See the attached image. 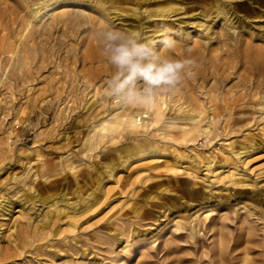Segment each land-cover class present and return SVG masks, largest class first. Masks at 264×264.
<instances>
[{
	"label": "rangeland",
	"instance_id": "374dc122",
	"mask_svg": "<svg viewBox=\"0 0 264 264\" xmlns=\"http://www.w3.org/2000/svg\"><path fill=\"white\" fill-rule=\"evenodd\" d=\"M218 1L0 0V201L13 207L0 215V264H264V212L220 204L264 196V81L241 59L264 46V0L205 14ZM105 25L156 40L169 29L192 76L152 110L106 97ZM55 206L69 217L39 228Z\"/></svg>",
	"mask_w": 264,
	"mask_h": 264
},
{
	"label": "clouds",
	"instance_id": "9594fccd",
	"mask_svg": "<svg viewBox=\"0 0 264 264\" xmlns=\"http://www.w3.org/2000/svg\"><path fill=\"white\" fill-rule=\"evenodd\" d=\"M169 31L163 29L159 40L108 25L97 31L102 55L114 69L105 81L106 97L121 105L152 110L159 95L174 92L192 76L196 60L173 55L178 41Z\"/></svg>",
	"mask_w": 264,
	"mask_h": 264
},
{
	"label": "bare ground",
	"instance_id": "6f19581e",
	"mask_svg": "<svg viewBox=\"0 0 264 264\" xmlns=\"http://www.w3.org/2000/svg\"><path fill=\"white\" fill-rule=\"evenodd\" d=\"M47 1H49V0H42V2H47ZM67 1V0H66ZM5 4V3H4ZM229 5V3L228 2H226L225 0L223 1H218V2H214V3H212V4H209L208 5V8H207V11H206V13L205 14H209V15H211V13H213L214 11H217L216 13H219V14H222L223 16H227V14H229V16H231V13H234V10L231 8V6H228ZM3 6V5H2ZM19 9V8H18ZM8 10V9H7ZM16 10H17V6H16ZM15 10V11H16ZM14 11V10H13ZM40 12H41V8L39 9V11H37V13H34V19L35 18H39V15H40ZM17 13V12H16ZM21 14H23V13H21ZM3 15V14H2ZM152 15H155V14H152ZM235 15H236V13H235ZM12 16H13V13H12ZM15 16H17V15H15ZM14 16V17H15ZM228 16V17H229ZM41 17V16H40ZM227 17V18H228ZM18 18V17H17ZM21 18H23L22 16H21ZM29 18V17H28ZM73 18V17H72ZM226 18V17H225ZM227 18L225 19V20H227ZM20 19V18H19ZM14 20H15V18H14ZM20 21V20H19ZM5 23V22H4ZM21 23V22H20ZM52 23V22H51ZM140 23V22H139ZM29 24V23H28ZM27 24V25H28ZM55 24V23H54ZM1 25V24H0ZM3 25V24H2ZM13 25V24H12ZM24 28V27H23ZM25 28H28V26L26 27V25H25ZM52 28H53V26H52ZM79 28V27H78ZM15 29H16V27H15ZM142 28L140 27V30H141ZM4 30V29H3ZM3 30H2V32H3ZM13 31V30H12ZM14 32V31H13ZM8 34V33H7ZM13 34V33H12ZM40 34V33H39ZM38 34V35H39ZM147 34V33H146ZM154 34V33H153ZM43 35V34H42ZM24 36V35H23ZM31 37V36H30ZM1 38V37H0ZM55 38V37H54ZM44 39V38H43ZM49 39V38H48ZM20 40V39H19ZM26 40V39H25ZM50 40V39H49ZM1 41V40H0ZM245 44H247V43H245ZM238 45V44H237ZM10 46V45H9ZM22 46V45H21ZM244 46H246L244 49L245 50H243L244 52L241 54V56H242V58L241 59H244L245 61H247V62H250V63H252V64H254V67L256 68V70L258 71V80L259 81H264V46H258V47H253V46H249V45H244ZM233 47V46H232ZM3 48H5V46L3 47ZM239 48H240V46H239ZM29 50V49H28ZM27 50V51H28ZM32 51V50H31ZM242 52V51H241ZM3 53H5L4 51H3ZM33 53V52H32ZM7 56V55H6ZM43 56V55H42ZM3 58V57H2ZM30 60V59H29ZM33 63V62H32ZM164 97H166V96H164ZM164 99V98H163ZM226 99V98H225ZM162 100V99H161ZM233 100V99H232ZM166 100L164 99V102H165ZM166 103V102H165ZM162 104V103H161ZM224 104V103H223ZM162 108H163V106H161ZM180 107V106H179ZM184 107H186V106H183V107H181L180 109H184ZM228 108V107H227ZM161 109V108H160ZM160 109L158 108V107H156V113H157V115H160ZM188 109V108H187ZM211 109V111L213 112V111H216V108L214 107V105H213V107H211L210 108ZM179 110V109H178ZM191 109H188V112L190 111ZM183 111V110H182ZM185 112V111H184ZM187 112V111H186ZM190 113H192V112H190ZM212 116H214V113H212ZM211 116V117H212ZM195 118V117H194ZM193 117H191L190 119L191 120H193L194 119ZM157 119H159V117L157 116ZM189 119V120H190ZM142 123L144 124V123H146L145 122V120L144 119H142ZM170 125V124H169ZM172 125H174V126H177L175 123H171V125L170 126H172ZM234 125H236V124H234ZM182 127H183V125H182ZM232 151H234V150H232ZM235 154V153H234ZM240 155V153H236V156L238 157ZM207 159V163L206 164H208V165H206V168H210L211 167V164H209L210 162L211 163H213L214 161L212 160V159H209V157H207L206 158ZM225 162H227V160L228 159H223ZM224 162V163H225ZM26 163H28V162H26ZM228 163V162H227ZM231 164H232V166L233 167H237V164L235 163V162H230ZM213 165H215V164H213ZM36 171L38 172L40 169H42V167H43V165L42 164H36ZM110 171V170H109ZM243 182H245V180H239V181H232L231 183L232 184H238V185H242V183ZM249 185V184H248ZM51 186V185H50ZM50 186H45L44 188H49ZM163 185L161 184V185H159L157 188H161ZM245 186H247V185H245ZM252 186V185H251ZM166 187V186H165ZM164 190H165V192H167L168 190H170V188L169 187H166V188H164ZM104 191V190H103ZM104 195V194H103ZM40 197V196H39ZM44 197V196H43ZM41 198V201H43V202H45V200H46V198L48 197H44V198ZM153 197H155V196H153ZM25 198V197H24ZM229 198V199H228ZM31 199V198H30ZM34 199V198H33ZM99 199H100V196H98V201H99ZM206 199H207V202L209 203V202H211L212 201V197H206ZM20 200V199H19ZM29 200V199H28ZM230 200H234V201H236V204H238V205H241V208H245L247 205L248 206H250L251 208H253V210H255V211H259V212H264V210H260V207H262V206H264V196H262L260 193H258V192H255V191H250V190H237V191H235L234 193H233V195L231 196V197H226L225 198V200H223V201H221L220 202V204L222 205V204H229V202H230ZM3 201V202H2ZM2 201H0V215H5V214H9V212L13 209V207H12V204L10 203L11 201H9V199H2ZM30 201V200H29ZM34 201V200H33ZM11 204V205H10ZM90 205H88V207H89ZM209 205H207L206 207H208ZM139 207V206H138ZM138 207H137V209H138ZM205 206H203V208H204ZM201 208V207H200ZM200 208H198V209H200ZM136 209V210H137ZM198 209L197 210H195L196 212L198 211ZM207 209V208H206ZM215 208H214V206L212 207V208H209L208 210H210V211H213ZM141 210V209H140ZM139 210V211H140ZM247 210V209H246ZM252 210V211H253ZM195 211H194V214H195ZM206 211V210H205ZM136 212V211H135ZM203 212V211H202ZM256 213V212H255ZM138 214V213H137ZM200 215V214H199ZM54 216H58V217H65V218H67V217H69L68 216V212L65 210V209H62V208H60V207H58V206H55V208L54 209H52V210H48V211H46L44 214H43V217H42V219H41V222L39 223V225H38V227L39 228H45L46 229V227H50L51 226V223H52V218L54 217ZM197 216V215H196ZM180 217V216H179ZM198 217V216H197ZM200 217V216H199ZM204 217H206V216H204ZM182 218V217H181ZM196 218V217H195ZM258 219H262V216H258ZM198 220V219H197ZM175 222H177L178 223V221H176L175 220ZM30 224H31V221H30V219L28 218V222H27V224L26 225H24L22 228H20V230H19V232L17 233V228H16V226L13 224L12 226H11V231H12V234H16L17 233V235L16 236H18V234L19 233H23V235H24V237H28L29 236V233H30V230H29V228H30ZM179 225V224H178ZM176 226H177V224H176ZM179 227H181L180 225H179ZM51 228V227H50ZM56 230H58L57 228L52 232L51 231V235L52 236H54L57 232H56ZM155 240V239H154ZM141 241V240H140ZM23 244V243H22ZM22 244H21V246H22ZM64 252H67L66 250L64 251ZM8 257V254L6 253V252H0V260H4V259H6ZM244 260V259H243ZM243 264H248V262H247V259H245L244 261H243Z\"/></svg>",
	"mask_w": 264,
	"mask_h": 264
}]
</instances>
